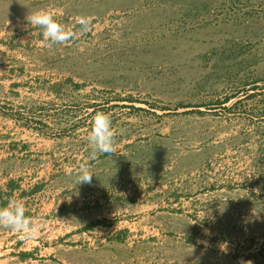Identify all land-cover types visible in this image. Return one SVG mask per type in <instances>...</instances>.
I'll list each match as a JSON object with an SVG mask.
<instances>
[{"label":"rangeland","instance_id":"rangeland-1","mask_svg":"<svg viewBox=\"0 0 264 264\" xmlns=\"http://www.w3.org/2000/svg\"><path fill=\"white\" fill-rule=\"evenodd\" d=\"M97 111L116 135L93 158ZM5 174L41 185L40 227L4 228L0 264H264V0H0Z\"/></svg>","mask_w":264,"mask_h":264},{"label":"clouds","instance_id":"clouds-1","mask_svg":"<svg viewBox=\"0 0 264 264\" xmlns=\"http://www.w3.org/2000/svg\"><path fill=\"white\" fill-rule=\"evenodd\" d=\"M26 20L30 27H40L45 39L51 43L62 44L75 38V33L67 29L54 13L46 9L33 10L27 14ZM76 23L81 26L82 32L89 30V18L80 16L76 19ZM115 135L111 116L106 112L97 111L92 118L91 129L87 135L92 157L95 158L98 153L113 152ZM93 175L95 174L90 171L87 163H81L77 173V184H90ZM0 226L14 229L26 240L35 238L40 227L37 222L25 215L23 202L15 199L9 200L7 206L0 208ZM205 232L207 234L209 230L206 229ZM221 248L226 251V245L222 244ZM247 264L251 262L248 261Z\"/></svg>","mask_w":264,"mask_h":264},{"label":"crops","instance_id":"crops-1","mask_svg":"<svg viewBox=\"0 0 264 264\" xmlns=\"http://www.w3.org/2000/svg\"><path fill=\"white\" fill-rule=\"evenodd\" d=\"M18 169L22 173V168H18ZM27 173H29L28 168H27ZM16 178H17L16 176L13 177L6 174L0 175V208L7 206L9 200L11 199L19 200L23 202L25 206V215L28 217V215H30V211L35 208V206H33L34 204L32 205L31 209L29 208V206L31 205V203L36 204V202L30 203L29 200L33 199V197H35L37 192H40L41 185L38 184L35 181V179L32 177V175L30 176L29 174L28 176L24 177V181L22 182V183H26V185L24 187L22 186L19 187L20 185H18L17 183H21L22 180H19V182H17L18 180ZM4 228L5 227L0 226V232L4 231Z\"/></svg>","mask_w":264,"mask_h":264},{"label":"trees","instance_id":"trees-1","mask_svg":"<svg viewBox=\"0 0 264 264\" xmlns=\"http://www.w3.org/2000/svg\"><path fill=\"white\" fill-rule=\"evenodd\" d=\"M231 97H233V96H228V97L223 98L221 103H226L227 101H229L231 99Z\"/></svg>","mask_w":264,"mask_h":264}]
</instances>
